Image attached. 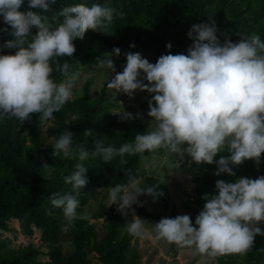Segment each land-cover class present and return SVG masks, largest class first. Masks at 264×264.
<instances>
[{
  "label": "clouds",
  "instance_id": "1",
  "mask_svg": "<svg viewBox=\"0 0 264 264\" xmlns=\"http://www.w3.org/2000/svg\"><path fill=\"white\" fill-rule=\"evenodd\" d=\"M28 10L20 11L24 0H0V17L14 39L4 47L15 49L12 54H0V119L15 118L20 124L31 121L38 114L41 124L59 112L72 98V87L77 79L69 74L68 63L56 65L66 81L56 83L52 78L54 58L73 57L74 39H83L88 30L108 31L114 13L123 12L93 3L68 5L60 9L59 17L44 15L55 0H27ZM32 9H40L41 12ZM210 14L209 22L193 24L187 32L192 40L187 54H162L151 63L139 52H128L123 70L116 72L111 58L99 60L114 75L107 87L115 93L132 97L136 90L152 94L147 116L152 126L147 132L137 134L134 142L119 148L96 143L89 152L83 146L72 149L73 133L67 129L52 146V156L78 159L76 171L65 177L71 193H52L49 197L54 208L63 210L71 223L79 216L78 196L89 183L87 167L82 163L90 156L111 162L121 157L120 164H127L126 155L167 150L180 159L185 155L192 162L215 164L216 176L222 173L235 175L230 165H241L246 160L260 162L264 153V40L252 34L232 42L224 32L223 43L217 35L216 22ZM62 18V19H61ZM35 28V34L31 29ZM31 38V39H29ZM135 47L134 43L129 45ZM172 47L171 43L165 45ZM113 53L120 55V49ZM146 81V82H145ZM120 119L142 118L124 111ZM72 122L65 121V125ZM85 136H92L91 129ZM229 155L214 159L218 153ZM51 173L50 165H42ZM215 194L205 193L206 202L195 217V225L188 214L162 218L155 223L158 239L180 246L193 247L195 252L210 258L226 255H246L254 245L255 236H264L258 225L264 222V176L255 179L239 177L235 182L216 180ZM75 193V194H72ZM141 195L155 201L163 193L158 186L141 187L130 176L126 185L117 184L109 190V205H116L121 215L134 213L133 204L141 205ZM135 214V213H134ZM127 225L133 235L143 233V220L135 215Z\"/></svg>",
  "mask_w": 264,
  "mask_h": 264
},
{
  "label": "trees",
  "instance_id": "2",
  "mask_svg": "<svg viewBox=\"0 0 264 264\" xmlns=\"http://www.w3.org/2000/svg\"><path fill=\"white\" fill-rule=\"evenodd\" d=\"M84 3L91 6L93 3L114 8L117 12H123V17H118L114 13L113 22L108 27L111 34L88 30L81 40L74 39L75 53L73 57H57L52 63V78L56 83L64 78L60 71L56 70L57 63L62 66L68 63L69 74L86 64H95L105 54L113 52L114 48L120 49V55L116 61L118 72L125 61L123 46L127 32L135 27L137 20L141 17L147 23L140 34L133 37L136 44L145 48L164 49L166 54H187V49L192 41L188 38L187 32L195 23L209 22V15L214 14L219 29L217 32L220 41L223 43L224 37L220 32H224L232 42L239 41L240 37L247 38L252 34H258L264 40V13L260 8L253 6L249 0H55L51 3L49 11L43 13L50 17H59V11L65 6ZM20 11L28 10L27 0ZM41 12L40 9H32ZM62 19V18H61ZM5 25L0 17V54H12L15 49H8L4 44L8 40L14 39L8 31L3 29ZM35 34L36 29H31ZM31 39V38H29ZM171 43L170 49L165 45ZM112 78V77H111ZM110 78V79H111ZM109 79V80H110ZM101 87L97 99L90 96L88 83L85 82L82 92L74 100L68 101L59 112H54L55 125L51 129L53 143L43 145L40 136V129L45 124H41L38 114H32L31 121H26L25 127L28 132V141L21 137L16 127L20 124L15 118L4 117L0 119V228H6V220L9 216L21 217L28 214L30 222L39 227L49 240L56 241L57 237L50 236L55 225L54 214L63 211L54 208L50 202L52 193H71V185L65 183V177L76 171V164L81 163L78 159L52 156V146L65 129L71 131L73 135L72 149L80 146L89 152L93 151L96 143L102 146H112L119 148L124 143L134 142L137 134L147 132L146 124L142 118L133 120L120 119L116 113L104 109L102 103L106 100L105 90L108 81ZM71 109L75 112L73 117H66L64 109ZM126 112L133 115L138 113L133 106H128ZM65 121L72 122L65 125ZM91 129L92 136H85V130ZM145 152L143 154H146ZM223 156L229 153L221 152ZM142 154V155H143ZM141 154L134 156L126 155L124 159L127 164L121 165V157L116 156L111 162H104L100 157L90 156L83 161L87 167L86 175L89 180L88 171L94 169L98 174L106 177L116 184H125L130 174L138 166ZM250 165H230L233 172L239 176L255 179L264 176V153L261 154L260 162L257 164L253 160ZM50 165L51 173L44 178V163ZM41 181L40 185H31L30 180ZM158 186L163 193L164 184L159 177L145 176L141 187ZM75 194V193H72ZM215 192L209 193L213 195ZM151 197L141 195L138 199ZM80 204L85 203V199L80 195L77 197ZM204 200V199H203ZM156 201L164 210L162 214L148 212L140 206L136 210L145 218L160 220L162 218H174L180 215L171 207L168 198L164 195L158 197ZM79 209V207H78ZM77 209V210H78ZM184 214H188L195 225L196 214L191 208H187ZM121 213L116 210V205H110L106 214V230L101 241L94 239L93 250L97 255L100 264H114V260L122 255L131 234L123 230L119 224ZM263 230L264 222L258 225ZM92 236L90 225L81 230L73 231V261L76 264H91L85 257L83 250L84 242ZM262 251L264 254V236L257 235L251 251ZM41 251L32 243L19 245L12 248L8 255L0 254V264H48L39 259ZM61 251L57 247L51 251L53 258L60 257Z\"/></svg>",
  "mask_w": 264,
  "mask_h": 264
},
{
  "label": "rangeland",
  "instance_id": "3",
  "mask_svg": "<svg viewBox=\"0 0 264 264\" xmlns=\"http://www.w3.org/2000/svg\"><path fill=\"white\" fill-rule=\"evenodd\" d=\"M250 3L260 8L264 13V0H249ZM147 26L143 17L137 20V23L132 30L127 32L125 36V44L123 46L124 54L128 52H139L149 62L155 63L158 57L166 54L164 49L157 48L155 45L152 49L145 48L133 41V37L140 34L143 28ZM188 39V36L185 37ZM191 40V39H190ZM192 41V40H191ZM131 43L135 47H130ZM222 43V42H221ZM111 58L116 68L118 56L113 52L105 54L101 59ZM126 64L121 65L119 71L123 70ZM116 72L118 69L116 68ZM75 74L77 79L73 84V96L69 101L74 100L81 94L85 82L88 83L90 96L93 100L97 99L100 94L101 87L107 79L109 80L114 73L106 66L101 67L99 60L95 64H86L79 67ZM64 77L59 83L66 81ZM146 82V81H145ZM106 100L102 103L104 109L112 113H123L128 106H133L138 113L142 115V119L146 124L147 131L152 126V121L147 116L148 102L152 94L147 91L136 90L132 97L124 93H115L114 90L108 87L105 90ZM66 117H73L75 112L71 109H64L63 113ZM25 123L19 124L16 130L20 132L21 137L28 141V132ZM54 117L50 118L40 129V136L43 145L53 143L51 129L55 125ZM223 156L218 153L214 159H219ZM251 159L246 160L243 164L250 165ZM216 170L215 164L202 163L200 165L191 161L187 155L180 159L179 157L170 154L167 150H158L154 153H146L141 155L138 166L133 169L130 176L135 177L142 185V180L145 176L159 177L163 182V193L168 198L172 208L180 215H183L187 208H191L196 216L203 209L205 200L202 196L212 191L216 193V180H224L226 182H235L239 175H228L222 173L219 176L213 173ZM44 178H48V173L44 172ZM89 183L85 188L80 190L79 195L86 201L79 206L77 210L78 217L87 215V219L77 218L71 223L64 216L63 211L54 214L53 222L55 223L51 237H57L56 241H51L43 235L41 229L30 222L28 214L21 217L9 216L6 220V228H0V254L6 256L12 248L19 245L32 243L41 251L38 256L40 260L48 262V264H76L73 261L74 243L73 231L81 230L90 225L92 227V236L85 240L83 250L85 257L91 264H100L96 253L93 250V241H101L106 230V214L109 208V190L117 185L111 180H107L105 175L102 176L96 170L88 171ZM31 185H40L41 181L30 180ZM129 180L123 184L126 185ZM142 202L141 205L133 204L134 213L129 211L126 215H120L119 224L123 230L127 229V225L138 216L143 220V233L141 235L131 234L130 240L122 252V255L114 260V264H264V254L262 251H250L246 255H226L215 259L200 255L195 252L193 247L180 246L175 243H169L164 239H158L154 231L155 223L159 220H151L145 218L137 212V208L142 206L148 212L154 214H162L164 210L160 204L152 197H144L138 199ZM264 230V228H263ZM59 248L61 251L60 257L53 258L51 251L53 248Z\"/></svg>",
  "mask_w": 264,
  "mask_h": 264
}]
</instances>
